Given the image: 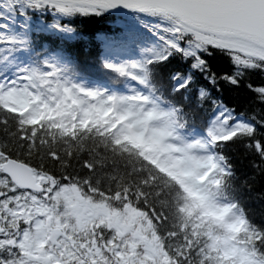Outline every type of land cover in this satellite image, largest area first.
Wrapping results in <instances>:
<instances>
[{"label":"snow or ice","instance_id":"obj_1","mask_svg":"<svg viewBox=\"0 0 264 264\" xmlns=\"http://www.w3.org/2000/svg\"><path fill=\"white\" fill-rule=\"evenodd\" d=\"M29 94L82 112L114 106L140 127L158 116L149 139L210 156L220 188L208 202L230 211L217 238L193 239L170 221L167 177L147 161L106 190L89 160L70 174L46 129L0 103V264H264V0H0V101ZM97 136L81 140L119 155ZM10 145L47 153L59 174L29 165L18 182ZM126 205L152 220L167 259L141 242Z\"/></svg>","mask_w":264,"mask_h":264},{"label":"trees","instance_id":"obj_2","mask_svg":"<svg viewBox=\"0 0 264 264\" xmlns=\"http://www.w3.org/2000/svg\"><path fill=\"white\" fill-rule=\"evenodd\" d=\"M0 103H3L8 111L25 117L28 126L34 127L36 131H40L41 128L46 129L43 138L56 145L64 163L71 165L68 169L70 174L79 168L82 160L87 159L94 166L91 173L93 182L98 181L99 186L106 190L109 186L115 189L121 183V177L126 180L128 175L132 174L130 169L135 168L138 171L141 160H145L162 176L167 177V181L160 184V187L168 193L163 206L168 212L170 221L177 225L179 231H187L193 239L202 238L210 243L217 238L214 233L226 227L225 218L230 209L219 216L212 212L208 204L210 196L218 195L220 184L209 178L207 182L200 184L199 194H196L192 190L191 179L182 176L177 168L168 163L166 153L157 145L151 144L145 135L140 140H135L129 133L113 128L110 121L93 116L85 117L75 103L62 100L53 103L51 99L48 107L42 105L33 108L18 107L11 98ZM94 130L98 132L96 141L99 142L101 138L109 141L119 155L113 152L106 153L103 149L97 154L92 141L83 143L81 137ZM181 135L187 139L192 138L186 131ZM10 149L13 153H18L16 161L33 167L42 165L47 170L59 174L60 169L53 165L52 159L47 158V153L42 159L40 154H26L14 145H10ZM213 171L214 168L209 173L210 177ZM248 171L246 167L237 164L238 173L247 174ZM166 184L171 187H166ZM238 184L239 181L234 179L232 187ZM225 191L229 196L233 194L232 188H226ZM224 207L226 209L227 205ZM125 211L128 212L129 217L139 221L136 227L141 231V242L150 245L161 261L167 259L164 245L161 238L156 235L152 220L136 208H129L126 205ZM151 211L149 207L148 212ZM232 231L235 235L239 234L238 227H234Z\"/></svg>","mask_w":264,"mask_h":264},{"label":"rangeland","instance_id":"obj_3","mask_svg":"<svg viewBox=\"0 0 264 264\" xmlns=\"http://www.w3.org/2000/svg\"><path fill=\"white\" fill-rule=\"evenodd\" d=\"M11 99L18 107L31 106L32 108L42 105L48 107V103L51 99L53 103L57 101L54 100L52 96H49L48 102L42 103L40 102L39 97H32L31 94H29V98ZM85 112L87 114H85ZM81 114H83L85 117L93 116L103 119L105 121H110L113 128L129 133V135L135 140H140L145 135L151 144H153L154 146L157 145L164 153H166L168 163H170L173 167L177 168L182 176H186L191 179L192 190L196 194H199L198 187L200 186V184L207 182V180L210 178L209 173L214 168V164L212 163V158L210 156L207 157L205 160L201 157L198 151H194L192 152V154H189L188 152H185V150L177 143H169L167 137L161 139L159 143H155L149 139L148 127L150 124L156 125L159 123L160 118L158 116L153 115L149 117L148 120L143 122V127H140L136 121L130 120L128 114H125L122 118L121 114L116 112L114 106L103 111L85 110L84 112L81 111ZM152 132L158 135L159 129L157 127H153ZM188 141L190 142L191 147L195 149L196 146L194 140H192L191 138L188 139ZM75 195L76 193L74 192L70 193V197ZM209 206L212 209V212L216 215L221 216L225 213V207L217 208L211 206L210 204Z\"/></svg>","mask_w":264,"mask_h":264},{"label":"water","instance_id":"obj_4","mask_svg":"<svg viewBox=\"0 0 264 264\" xmlns=\"http://www.w3.org/2000/svg\"><path fill=\"white\" fill-rule=\"evenodd\" d=\"M7 168L13 174L14 178L21 183H28L32 175V169L19 161H8Z\"/></svg>","mask_w":264,"mask_h":264},{"label":"flooded vegetation","instance_id":"obj_5","mask_svg":"<svg viewBox=\"0 0 264 264\" xmlns=\"http://www.w3.org/2000/svg\"><path fill=\"white\" fill-rule=\"evenodd\" d=\"M43 248V244H41V249Z\"/></svg>","mask_w":264,"mask_h":264}]
</instances>
